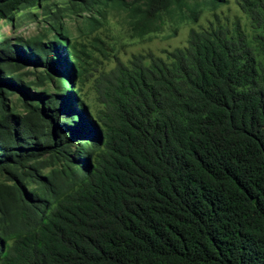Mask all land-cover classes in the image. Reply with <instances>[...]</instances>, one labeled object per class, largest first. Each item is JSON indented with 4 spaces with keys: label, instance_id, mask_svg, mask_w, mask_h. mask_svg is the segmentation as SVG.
<instances>
[{
    "label": "trees",
    "instance_id": "1",
    "mask_svg": "<svg viewBox=\"0 0 264 264\" xmlns=\"http://www.w3.org/2000/svg\"><path fill=\"white\" fill-rule=\"evenodd\" d=\"M80 1L64 10L120 7L137 36L228 3ZM236 2L249 29L217 15L166 57L119 63L96 111L64 10L0 0L8 25L35 6L48 23L0 39V264H264V0Z\"/></svg>",
    "mask_w": 264,
    "mask_h": 264
},
{
    "label": "rangeland",
    "instance_id": "2",
    "mask_svg": "<svg viewBox=\"0 0 264 264\" xmlns=\"http://www.w3.org/2000/svg\"><path fill=\"white\" fill-rule=\"evenodd\" d=\"M74 1L81 3L80 0ZM43 5L51 8V11L64 10L69 5V0H44ZM101 11L98 12V6L76 14L64 10L60 13V21L57 23V27L62 24L69 30L68 39L85 53L84 71L81 78L77 73H73V84L79 91L80 99L84 101L85 106L96 111L101 107L98 83H100L103 74L110 72L119 63L128 64L134 56L139 55L154 54L166 57L167 51L187 44L192 27H206L211 20L214 21L217 18V15L221 22L227 23L231 27L236 21H239L242 28H250L248 19L242 13L236 0H228V3L220 5L214 10H205L197 24H167L161 31L145 36L132 34L126 13L120 7L107 5L102 7ZM46 19L41 7L24 8L9 25L6 24L5 19L0 20V39L6 36L13 41L18 36L24 38L37 36L39 31L48 27ZM60 51L62 55H68L65 47L60 48ZM61 69L65 74L67 71L70 73L69 68L64 64L61 65ZM25 71L26 68L19 70L21 73ZM29 79H33L32 76ZM17 96L19 97L18 93L8 95L7 99L11 104L15 101L16 108L22 111V105ZM48 165H43L42 173L46 174L49 171Z\"/></svg>",
    "mask_w": 264,
    "mask_h": 264
}]
</instances>
